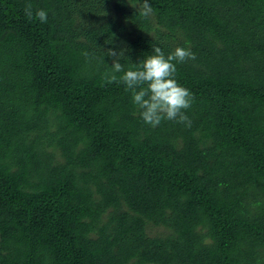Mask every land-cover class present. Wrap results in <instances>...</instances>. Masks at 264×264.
Here are the masks:
<instances>
[{"label": "trees", "instance_id": "16d2710c", "mask_svg": "<svg viewBox=\"0 0 264 264\" xmlns=\"http://www.w3.org/2000/svg\"><path fill=\"white\" fill-rule=\"evenodd\" d=\"M149 3L0 0V264H264V0ZM157 46L190 127L103 80Z\"/></svg>", "mask_w": 264, "mask_h": 264}, {"label": "clouds", "instance_id": "9594fccd", "mask_svg": "<svg viewBox=\"0 0 264 264\" xmlns=\"http://www.w3.org/2000/svg\"><path fill=\"white\" fill-rule=\"evenodd\" d=\"M24 11L31 20L33 9L30 3L25 5ZM151 12L149 0H142L140 14L147 17ZM35 17L41 23L47 22V12L43 9L37 10ZM107 55L113 57V62L110 70L104 73L103 80L124 85L145 124L155 128L167 120L191 126L186 113L194 102V96L176 79L177 64L196 59L190 47H177L167 56L160 47H154L150 55L134 63L128 70L120 63L123 50L109 49ZM117 73L122 75L118 77Z\"/></svg>", "mask_w": 264, "mask_h": 264}, {"label": "rangeland", "instance_id": "374dc122", "mask_svg": "<svg viewBox=\"0 0 264 264\" xmlns=\"http://www.w3.org/2000/svg\"><path fill=\"white\" fill-rule=\"evenodd\" d=\"M153 233H155L156 231L155 230H152Z\"/></svg>", "mask_w": 264, "mask_h": 264}]
</instances>
